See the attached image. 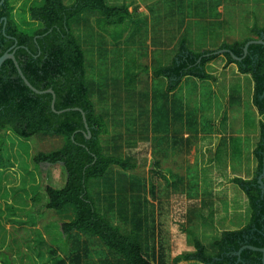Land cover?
I'll return each mask as SVG.
<instances>
[{"label":"rangeland","instance_id":"1","mask_svg":"<svg viewBox=\"0 0 264 264\" xmlns=\"http://www.w3.org/2000/svg\"><path fill=\"white\" fill-rule=\"evenodd\" d=\"M63 1L69 6L77 0ZM39 2L9 1L20 32L33 35L44 28L29 12ZM106 3L126 5L131 18L108 26L99 11L88 9L81 15L86 22L74 30L86 52L91 100L108 121L109 133L100 137L103 154L134 168L113 167L104 179L91 181L90 194L101 215L123 233L141 221V241L155 264L162 256L175 264L176 257L195 253V241L215 257L214 241L251 219L247 198L231 179L257 176L254 150L264 116L252 104L254 83L235 66L224 70L220 57L206 68L216 86L185 79L187 88L173 95L154 70L169 65L183 37L195 51L220 50L226 43L216 31L223 7L228 41L243 40L264 23V0ZM0 133L6 137L0 151V250L8 252L11 264H125L97 237L64 235L62 224L74 218L71 210L58 215L46 209V187H63L66 174L62 166L37 165L34 158L60 150L66 138L39 134L24 140Z\"/></svg>","mask_w":264,"mask_h":264},{"label":"trees","instance_id":"2","mask_svg":"<svg viewBox=\"0 0 264 264\" xmlns=\"http://www.w3.org/2000/svg\"><path fill=\"white\" fill-rule=\"evenodd\" d=\"M9 1L6 0L0 7V57L14 48L16 59L31 85L41 91L53 90L56 94V111H69L62 114L54 112L51 107L52 95L33 93L18 75L14 63L8 60L0 72V132H10L24 140L39 134L65 137L66 142L60 150L40 153L34 158L37 165H60L65 171L63 187L47 186L45 189L47 210L58 215L69 210L73 212L74 218L62 224L63 234L79 233L97 237L106 248L122 257L125 264H155L141 241V221L133 224L131 233H123L101 215L96 200L90 194L93 179H104L113 167L125 171L134 167L120 158L103 154L100 137L109 132L105 120L96 113L91 100L86 52L75 35L74 26L80 21L86 22L81 15L88 9L99 11L108 26L123 25L132 16L128 7H112L106 0H77L69 6L63 0H40L29 12L31 19L44 25V28L29 35L17 29L9 13ZM5 19L7 25L4 32ZM22 28L28 31L24 26ZM252 33L257 39L264 38V28L257 25L252 28ZM249 41L225 43L221 49H228L243 58L244 47ZM213 52H195L189 49L187 39L183 38L175 59L168 66L155 68L154 78L166 80L170 94L176 93L183 80L188 78L217 83L206 68L224 57L225 68L236 65L239 74L252 79V103L259 116H264V46L251 45L242 62L235 61L230 54L215 56ZM74 109L86 114L92 132L90 140L82 113ZM260 134V142L254 150L258 163L256 178L251 181L240 177L231 179V183L237 185L247 198L251 212L249 224L240 229L224 231L214 241L217 249L215 257L208 256L205 246L195 241V253L176 257L175 264L190 261L201 264H261V253L247 249L240 258L237 256L244 246L264 248V194L258 184L263 167L264 122H260ZM5 138L0 133V151ZM218 152L219 148L215 155ZM0 256L4 264H11L8 252L0 250ZM159 262L166 264L163 256Z\"/></svg>","mask_w":264,"mask_h":264},{"label":"water","instance_id":"3","mask_svg":"<svg viewBox=\"0 0 264 264\" xmlns=\"http://www.w3.org/2000/svg\"><path fill=\"white\" fill-rule=\"evenodd\" d=\"M6 0H1L0 1V7H2L4 4H5ZM7 25V19L4 20V32H5V27ZM251 45H262L264 46V38H260V39H254V40H250L244 47V57L245 58L247 55H248V52H249V48ZM14 48H11L10 50H8L2 57H0V72H1V69H2V66L3 64L8 61V60H11L14 65H15V68L18 72V75L20 76V78L22 79V81L24 82V84L35 94L37 95H52L53 97V100H52V104H51V107H52V110L54 112H56L57 114H62V113H65L66 111H69V110H63V111H56L55 109V105H56V94L53 90H44V91H41V90H38L36 89L35 87H33L31 85V83L28 81V79L25 77L24 73L22 72V69L18 63V60L16 59V56H15V52L13 50ZM225 54H230L232 56V58L237 61V62H242L243 58H239L237 57L236 55H234L230 50L228 49H220L218 51H215L213 52V55L215 56H222V55H225ZM74 111H78V112H81L82 113V117H83V122L85 124V129H86V134H87V138L90 140L92 138V132L90 131V128H89V125H88V122H87V118H86V114L80 110V109H74ZM262 172L260 173L259 177H258V184L260 185L261 189H262V192L264 194V152H263V163H262ZM251 250L253 252H258V253H261L262 254V259H261V264H264V248H256V247H253V246H244L241 248V250L237 253V256L240 258L241 254L243 251L245 250Z\"/></svg>","mask_w":264,"mask_h":264},{"label":"crops","instance_id":"4","mask_svg":"<svg viewBox=\"0 0 264 264\" xmlns=\"http://www.w3.org/2000/svg\"><path fill=\"white\" fill-rule=\"evenodd\" d=\"M220 5V4H219ZM218 5V6H219ZM218 13V12H217ZM220 14H222V17H221V24H219L218 25V27H217V30L216 31H219V32H221V33H218V37H222L223 39H224V41L223 42H226L227 44H233V43H236V42H242V41H244V40H247V39H250V40H253V39H257V37H255L254 35H253V33L251 32L250 33V35H248V36H246V37H244V39L243 40H240V39H237V40H235V41H233V42H231V41H228L229 39H231V37H227V33H226V21H225V19H224V17H223V15H225V7H223L222 8V10H220V12H219ZM259 28H264V23L263 24H260L259 23V25H257ZM183 38H185V37H183ZM182 38V39H183ZM181 39V40H182ZM181 42V41H180ZM180 42H179V44H180ZM178 44V45H179ZM223 44H225V43H223ZM187 46H188V42H187ZM190 49V48H189ZM178 50H179V48L177 47V49L176 50H174V51H172L171 52V59L170 60H168V61H166V62H169L168 64H170L174 59H175V56H176V54H177V52H178ZM191 50H193V49H191ZM193 51H195V50H193ZM195 52H198V51H195ZM217 61V60H216ZM215 62V61H214ZM214 62H212V63H210L211 65L212 64H214ZM225 65H226V63L224 64V66H223V69L224 70H227V69H229V68H231L232 66H235V67H237L236 65H232V66H230V67H228V68H225ZM237 72H238V68H237ZM239 73V72H238ZM237 73V74H238ZM188 79H190V78H188ZM193 79V78H192ZM185 80V79H184ZM184 80H183V82H182V84H181V86H180V88L177 90V92H184V90H185V88H187V84L185 83L186 82V80H185V82H184ZM195 80H198V79H195ZM217 82H218V80H217ZM167 83V82H166ZM211 84H213L214 85V82H211ZM217 85V83H215V85L214 86H216ZM167 87H168V83H167ZM171 94H173V95H175V94H177V93H171ZM181 94V93H180ZM172 101H174V97L172 98ZM253 104V103H252ZM108 121H107V119H105V123H106V126H107V123ZM173 132V131H172ZM174 133V132H173ZM108 135V134H107ZM106 135V136H107Z\"/></svg>","mask_w":264,"mask_h":264}]
</instances>
